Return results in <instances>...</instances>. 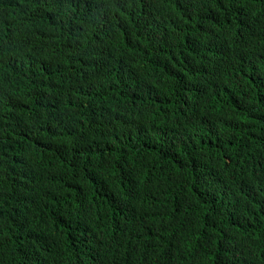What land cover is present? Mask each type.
Returning <instances> with one entry per match:
<instances>
[{
  "label": "trees",
  "instance_id": "obj_1",
  "mask_svg": "<svg viewBox=\"0 0 264 264\" xmlns=\"http://www.w3.org/2000/svg\"><path fill=\"white\" fill-rule=\"evenodd\" d=\"M157 262L264 264V0H0V264Z\"/></svg>",
  "mask_w": 264,
  "mask_h": 264
},
{
  "label": "clouds",
  "instance_id": "obj_2",
  "mask_svg": "<svg viewBox=\"0 0 264 264\" xmlns=\"http://www.w3.org/2000/svg\"><path fill=\"white\" fill-rule=\"evenodd\" d=\"M33 25L30 24L26 29L24 30H19L20 32H22L23 34V43L21 41H19L18 43V49H17V58L15 59L16 62H19L21 64L24 65L25 68V64L27 62V60H34L35 55L37 53V50L39 49V41L37 40V28L33 27L32 29H30V27H32ZM34 31V35L31 36L30 33ZM68 39L69 41V36L65 35V38L63 40H61V42L59 43L58 46V50L59 52L57 53H61V55L67 57L68 59H70L72 57V53L70 52L71 49H69L67 46L64 47L63 43ZM20 52V54H19ZM189 255V251L187 250H182L181 252V258L183 260H185ZM185 258V259H184ZM160 262H157L156 264H158Z\"/></svg>",
  "mask_w": 264,
  "mask_h": 264
}]
</instances>
